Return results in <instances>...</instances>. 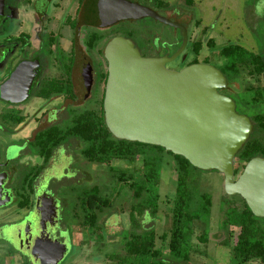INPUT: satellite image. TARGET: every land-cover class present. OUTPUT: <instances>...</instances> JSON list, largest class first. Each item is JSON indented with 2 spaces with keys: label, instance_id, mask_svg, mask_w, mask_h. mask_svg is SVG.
Listing matches in <instances>:
<instances>
[{
  "label": "flooded vegetation",
  "instance_id": "flooded-vegetation-1",
  "mask_svg": "<svg viewBox=\"0 0 264 264\" xmlns=\"http://www.w3.org/2000/svg\"><path fill=\"white\" fill-rule=\"evenodd\" d=\"M175 1L0 0V264H81L85 249L110 262L132 213L143 219L130 188L141 165L91 163L66 130L85 111L104 108L106 50L117 38L142 57L174 58L166 66L173 71L198 64L221 71L220 54L218 62L202 56L198 30H215L195 10L203 0ZM132 6L149 15L132 14ZM237 84L227 79L221 92L231 98ZM51 139L64 142L49 151ZM121 218L127 227L109 236L108 225Z\"/></svg>",
  "mask_w": 264,
  "mask_h": 264
},
{
  "label": "trees",
  "instance_id": "trees-1",
  "mask_svg": "<svg viewBox=\"0 0 264 264\" xmlns=\"http://www.w3.org/2000/svg\"><path fill=\"white\" fill-rule=\"evenodd\" d=\"M210 47L215 49V45ZM224 59L222 73L229 83L239 81V90L230 96L237 112L250 119L252 133L239 150L235 168L236 174L243 172L252 159L264 158V54L255 53L238 44H229L219 49ZM67 137L78 139L83 144L87 160L97 165H111L122 161L134 169L130 188L133 193V212L137 210L142 220L132 213V227L123 232L122 249L106 255V261L114 264H191L193 239L197 230L200 243L210 240L213 195L200 190V170L182 156H177L159 146L116 139L109 131L104 108L88 110L78 116L67 128ZM60 133V132H58ZM66 136V135H65ZM64 140H49V151ZM48 147H46L47 149ZM166 167L176 173V194L172 214L166 216L162 240L168 252L157 248L156 226H144V216H158L160 207L159 187ZM115 172L116 168H112ZM217 172V171H216ZM142 173V174H141ZM121 181H128L126 173ZM95 225V224H94ZM238 230L232 244L233 230ZM219 231L227 236L231 254L236 264H264V219L256 217L241 196L224 198L221 208Z\"/></svg>",
  "mask_w": 264,
  "mask_h": 264
},
{
  "label": "water",
  "instance_id": "water-1",
  "mask_svg": "<svg viewBox=\"0 0 264 264\" xmlns=\"http://www.w3.org/2000/svg\"><path fill=\"white\" fill-rule=\"evenodd\" d=\"M132 14L143 13L132 6ZM149 13V12H147ZM109 76L104 114L118 140L159 146L203 171L224 176L228 196H241L264 219V158H254L236 175V156L252 133V123L236 112L221 90L227 79L213 65L173 71V59L142 57L123 38L106 50Z\"/></svg>",
  "mask_w": 264,
  "mask_h": 264
},
{
  "label": "rangeland",
  "instance_id": "rangeland-1",
  "mask_svg": "<svg viewBox=\"0 0 264 264\" xmlns=\"http://www.w3.org/2000/svg\"><path fill=\"white\" fill-rule=\"evenodd\" d=\"M184 4V0H176ZM199 3V1L197 2ZM198 8V9H197ZM196 12L201 14L204 24L214 26L215 30L204 36V25L199 29V40L205 43V49L202 56L211 58L213 61H219V49L229 44H238L255 53L264 54V0H203L197 5ZM213 41L216 49L210 47ZM104 175L109 173L103 172ZM110 180L109 175L106 176ZM176 173L172 167H166L161 185L159 187L160 207L158 216L153 218L147 214L144 220V226L152 225L157 228V248H163L168 252L167 244L162 240L164 234V219L172 214L173 201L176 194ZM200 190L213 195V207L211 215L210 240L207 243H200L197 236L200 231L197 230L193 239L191 264H236L231 254V246L227 242V236L219 231L221 218L222 202L227 197L225 191L224 176L216 171L205 172L201 174ZM125 191L131 195L129 188ZM125 218H128L125 216ZM163 219V220H162ZM127 219L121 218L118 223L108 225L107 234L114 236L127 227ZM232 244L238 235V230H233ZM81 238V236H79ZM93 249H95L93 247ZM91 249V250H93ZM122 249L121 238L115 240L109 253L117 252ZM75 254V253H74ZM76 256V255H75ZM81 264H114L105 262L101 256L96 258L89 256L85 249L84 258ZM251 264H259L253 262Z\"/></svg>",
  "mask_w": 264,
  "mask_h": 264
}]
</instances>
